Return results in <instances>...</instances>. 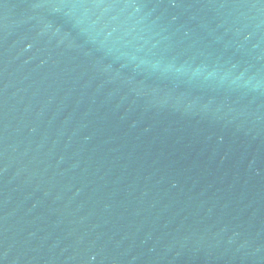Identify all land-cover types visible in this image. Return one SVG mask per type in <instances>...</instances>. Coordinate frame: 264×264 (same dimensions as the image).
<instances>
[{"label":"water","instance_id":"1","mask_svg":"<svg viewBox=\"0 0 264 264\" xmlns=\"http://www.w3.org/2000/svg\"><path fill=\"white\" fill-rule=\"evenodd\" d=\"M0 264H264V0H0Z\"/></svg>","mask_w":264,"mask_h":264}]
</instances>
